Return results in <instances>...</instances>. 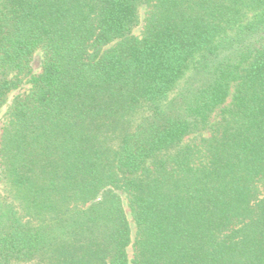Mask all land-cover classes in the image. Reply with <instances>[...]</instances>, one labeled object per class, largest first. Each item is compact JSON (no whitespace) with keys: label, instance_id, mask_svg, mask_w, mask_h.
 Returning a JSON list of instances; mask_svg holds the SVG:
<instances>
[{"label":"trees","instance_id":"16d2710c","mask_svg":"<svg viewBox=\"0 0 264 264\" xmlns=\"http://www.w3.org/2000/svg\"><path fill=\"white\" fill-rule=\"evenodd\" d=\"M23 84L0 264H264V0H0Z\"/></svg>","mask_w":264,"mask_h":264},{"label":"rangeland","instance_id":"374dc122","mask_svg":"<svg viewBox=\"0 0 264 264\" xmlns=\"http://www.w3.org/2000/svg\"><path fill=\"white\" fill-rule=\"evenodd\" d=\"M144 9L141 10V17L143 16L144 13ZM135 34H139L140 33V27L135 29ZM42 60H43V54L41 51L37 52L34 56L33 59V69L36 73H40L41 72V67H42ZM30 88V85L28 84H23L21 86L20 89H18L17 91H15L8 99L7 103L5 104V106L3 107L2 111H1V115H0V129L4 126V124L6 123L7 120V111L9 108V105L11 104L13 98L19 94L24 93L25 91H27ZM134 231H135V227L133 225Z\"/></svg>","mask_w":264,"mask_h":264}]
</instances>
